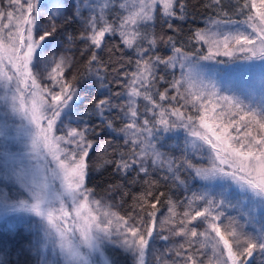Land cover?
<instances>
[{
  "label": "snow or ice",
  "instance_id": "obj_1",
  "mask_svg": "<svg viewBox=\"0 0 264 264\" xmlns=\"http://www.w3.org/2000/svg\"><path fill=\"white\" fill-rule=\"evenodd\" d=\"M203 7L183 36L188 0H0V217L38 218L0 264H264V88L242 97L210 72H264V0ZM89 85L106 90L85 113L99 126L75 115ZM109 166L123 179L98 196L90 173Z\"/></svg>",
  "mask_w": 264,
  "mask_h": 264
},
{
  "label": "trees",
  "instance_id": "obj_2",
  "mask_svg": "<svg viewBox=\"0 0 264 264\" xmlns=\"http://www.w3.org/2000/svg\"><path fill=\"white\" fill-rule=\"evenodd\" d=\"M205 2L206 0H188L189 10L191 14L189 18L182 24V28H183L182 35L183 36H187L190 33L191 29L205 26V21L207 20L208 16L212 14L211 10L203 7ZM77 26L78 25H73V27H77ZM71 30L72 28H69V31ZM156 31L158 33L160 32V22L159 21L157 22ZM167 34L173 35V33L170 31H168ZM116 42H118V40ZM163 51L165 54H171L170 49H164ZM111 79H112V76L109 75L108 80L111 81ZM110 87L115 91L122 90L115 84H111ZM105 94H106V90L98 89L96 85H89L86 88V90L81 91L80 93L81 99L75 106V115L78 117H83V120L85 122L91 123L94 126H99L100 120L98 118L93 117L91 120H89V118L85 115V113L91 109L93 99L102 98L103 95ZM112 115H115V114L113 113ZM117 124H119L118 121H117ZM97 131L98 132L100 131L99 127H97ZM100 134L105 139L111 137L114 139L115 142L117 143L121 142V138L116 136L114 133L104 131V132H101ZM164 141L167 142L168 145H180L182 147L183 146V135L181 134L179 137H176V136H172V134L170 133L165 136ZM166 148L168 151H171L173 155L175 156L180 155V149L178 147L168 148L166 146ZM153 175L155 178L159 179V175H160L159 173H154ZM122 179L123 178L120 176V174L115 172L114 169L111 166H109L103 171H100V172L92 171L90 173L89 187L95 188L98 196H104L105 190L109 184L119 182ZM199 183L200 182H194L193 190H197V188L199 187ZM125 184L131 194L137 193L141 190V187L139 184L128 185L126 181H125ZM161 190H166V189L162 188ZM172 191L174 193V198H177V199H183L185 195H188V193H184L182 189H173ZM108 197L111 198L113 202H118L120 200V195L118 193H112ZM131 203H132L131 195H129L128 197H125V204L123 208L126 209L128 205H130ZM228 211L232 215L236 214L235 211L231 209H229ZM161 212L162 214H166V206H163L161 208ZM166 244L167 242L165 241H157L155 244V247L160 250H163ZM115 255H116V259L118 260L119 264H125V261L127 264H129L128 257L121 255L120 250H117ZM149 259H151V257Z\"/></svg>",
  "mask_w": 264,
  "mask_h": 264
},
{
  "label": "rangeland",
  "instance_id": "obj_3",
  "mask_svg": "<svg viewBox=\"0 0 264 264\" xmlns=\"http://www.w3.org/2000/svg\"><path fill=\"white\" fill-rule=\"evenodd\" d=\"M85 15H87V13H85ZM252 63L253 62L250 61H238L236 63H226L221 65L212 64L210 72L218 86L223 90L230 91L231 93H235L242 97H255L258 101L261 96L262 88H264V84H262V81H264V72H261L258 67L249 71ZM255 63L257 65L260 64L259 61ZM167 134L170 133L164 135L166 136ZM163 143H165L166 146L168 145L165 141H163ZM164 150L168 151L166 147ZM9 187L12 188L13 191L16 190L14 185H9ZM36 219L38 218L32 217L27 213H10L7 217H0V241L9 247H12L20 241L22 236L32 237L34 235V229L30 231L25 227V224L33 222ZM9 221L13 222L15 227L10 229L7 223ZM30 255L34 261L35 253L33 252ZM16 258V256L12 257L13 260ZM128 261L129 264H131L130 258H128ZM125 264H127L126 261Z\"/></svg>",
  "mask_w": 264,
  "mask_h": 264
}]
</instances>
